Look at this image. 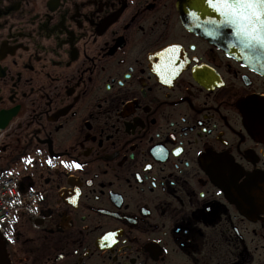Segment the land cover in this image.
I'll return each instance as SVG.
<instances>
[{"label":"flooded vegetation","instance_id":"flooded-vegetation-1","mask_svg":"<svg viewBox=\"0 0 264 264\" xmlns=\"http://www.w3.org/2000/svg\"><path fill=\"white\" fill-rule=\"evenodd\" d=\"M184 6L0 0L10 264H264V61Z\"/></svg>","mask_w":264,"mask_h":264},{"label":"snow or ice","instance_id":"snow-or-ice-1","mask_svg":"<svg viewBox=\"0 0 264 264\" xmlns=\"http://www.w3.org/2000/svg\"><path fill=\"white\" fill-rule=\"evenodd\" d=\"M189 3L201 16L212 15L207 20L206 26L212 29L207 35L227 37L230 46L241 49V56L245 59L264 61V0H189ZM190 14L200 18L196 11ZM177 52V47L167 50L164 64L158 68L162 75L174 73L179 59ZM165 82H168L167 79ZM181 151L182 149H177L175 154L179 155ZM74 166L81 167L79 164ZM72 202L75 203V200ZM2 227L3 224L0 223V228Z\"/></svg>","mask_w":264,"mask_h":264},{"label":"built area","instance_id":"built-area-1","mask_svg":"<svg viewBox=\"0 0 264 264\" xmlns=\"http://www.w3.org/2000/svg\"><path fill=\"white\" fill-rule=\"evenodd\" d=\"M22 197L18 192L16 181L4 177L0 179V223H8Z\"/></svg>","mask_w":264,"mask_h":264},{"label":"water","instance_id":"water-1","mask_svg":"<svg viewBox=\"0 0 264 264\" xmlns=\"http://www.w3.org/2000/svg\"><path fill=\"white\" fill-rule=\"evenodd\" d=\"M183 4H185L184 8H185V12L192 16L190 13L193 11L197 12V15L200 16L199 19H197L196 17H193V20L197 21V20H201L202 22H206L208 19L212 18V15H208V16H201L199 11L196 8L191 7L189 0H183ZM232 51L236 52V48H231ZM0 264H10V261L5 253V247H4V242L3 239L0 236Z\"/></svg>","mask_w":264,"mask_h":264}]
</instances>
